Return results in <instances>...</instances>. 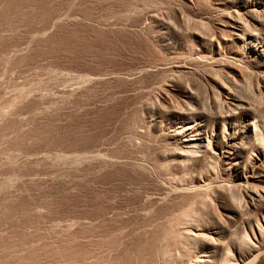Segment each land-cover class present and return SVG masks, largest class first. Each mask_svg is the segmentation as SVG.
Masks as SVG:
<instances>
[{
  "label": "rangeland",
  "instance_id": "374dc122",
  "mask_svg": "<svg viewBox=\"0 0 264 264\" xmlns=\"http://www.w3.org/2000/svg\"><path fill=\"white\" fill-rule=\"evenodd\" d=\"M220 10L0 0V264H188L194 225L241 242L225 208L245 216L247 185L209 155L184 167L170 137L184 91L213 115L232 76L263 118L264 71L231 54Z\"/></svg>",
  "mask_w": 264,
  "mask_h": 264
},
{
  "label": "bare ground",
  "instance_id": "6f19581e",
  "mask_svg": "<svg viewBox=\"0 0 264 264\" xmlns=\"http://www.w3.org/2000/svg\"><path fill=\"white\" fill-rule=\"evenodd\" d=\"M214 2L217 10H224H220L218 21L226 28L227 34L219 37L234 45L231 54L245 53L250 60H254V68L264 71V32L258 30L261 27L258 17L264 13V0ZM216 50H219V46ZM229 80L232 89L223 87L219 92L221 95L214 97L212 93V98L206 96L204 103L211 111H215L213 115L201 110L203 106L200 108L201 102L193 92L184 91L187 99L183 101L185 108L179 115V122L173 126L170 124V137L175 146L174 151L177 148L179 157L186 162L184 165L198 164L205 155H209L223 163V170L234 172L232 181L247 185L248 188L245 185L242 192L246 202L245 216L234 205L225 208L230 223L244 236L239 243L220 244V230L207 231L205 228L191 226L187 231L183 230L185 235L197 241L188 264H264V207H260L257 202L264 201V170L257 174L264 163V115L259 121L254 119L253 112L251 114L246 107L247 101L232 91L234 86H239L237 80L233 76ZM204 232L209 234L208 237L204 238Z\"/></svg>",
  "mask_w": 264,
  "mask_h": 264
}]
</instances>
